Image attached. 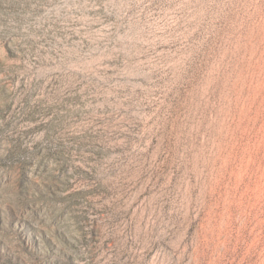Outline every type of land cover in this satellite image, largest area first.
Returning a JSON list of instances; mask_svg holds the SVG:
<instances>
[{
    "label": "rangeland",
    "instance_id": "374dc122",
    "mask_svg": "<svg viewBox=\"0 0 264 264\" xmlns=\"http://www.w3.org/2000/svg\"><path fill=\"white\" fill-rule=\"evenodd\" d=\"M0 264H264V0H0Z\"/></svg>",
    "mask_w": 264,
    "mask_h": 264
}]
</instances>
